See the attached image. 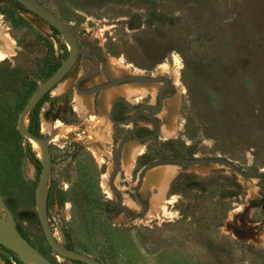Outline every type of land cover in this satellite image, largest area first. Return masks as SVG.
I'll return each mask as SVG.
<instances>
[{
    "label": "rangeland",
    "instance_id": "1",
    "mask_svg": "<svg viewBox=\"0 0 264 264\" xmlns=\"http://www.w3.org/2000/svg\"><path fill=\"white\" fill-rule=\"evenodd\" d=\"M41 1L78 29L80 43L100 60V74L109 56L122 58L128 69L122 76L166 75L171 85L164 99L180 92L178 134L166 138L161 128L140 140L145 149L132 173L120 167L116 177L123 198L137 202L142 168L162 158L226 157L245 171L264 173V0ZM0 20L9 38L3 43L5 58L0 56L1 217L13 218L54 264H82L60 256L45 236L36 203L43 145L18 128L21 112L62 67L70 47L57 29L17 0H0ZM87 62L94 64L80 55L58 82L72 77L70 88L60 95L47 92L26 116L27 127L50 138L52 171L44 202L57 240L106 264H264V239H252L264 231L263 174L245 177L222 163L199 173L191 169L194 164L173 162L181 168L160 212L130 218L103 210V201L119 197L105 174L115 163L120 139L129 129L146 135L157 123L141 125L148 119L144 115L112 121L113 140L106 144L111 154L102 158L96 141L110 109L99 107V92L90 93L83 109L75 107V92L84 93L73 85ZM90 79L83 88L90 87L85 86ZM149 99L130 102L137 106ZM132 113L120 103L115 116L124 120ZM62 123L71 130L53 139ZM140 191L149 205L152 194L144 197ZM141 211V206L132 210ZM19 259L0 241V264H21Z\"/></svg>",
    "mask_w": 264,
    "mask_h": 264
},
{
    "label": "water",
    "instance_id": "2",
    "mask_svg": "<svg viewBox=\"0 0 264 264\" xmlns=\"http://www.w3.org/2000/svg\"><path fill=\"white\" fill-rule=\"evenodd\" d=\"M23 5H25L28 9H30L33 13L40 16L42 19H44L46 22H48L50 25H52L54 28H56L65 38L66 42L68 43L70 47V53L65 61V63L58 69L52 77L48 80L46 85L43 89H41L26 105V107L23 109L19 116L18 120V128L21 134L39 141L43 145L44 150V159L42 162V170H41V176L39 183L37 185L36 190V203L38 208V213L40 216L41 225L43 227L45 236L51 246L58 252V254L62 257H65L70 260L79 261L85 264H106L100 259L73 249L69 247L63 246L56 238V235L54 233V230L51 226L48 210L46 207V204L44 202V197L42 190L45 187L49 175L52 171V153L50 150V138H44L39 135H37L35 132H33L29 127L25 125L26 116L39 104L41 99L45 96L47 92L52 90L59 82V79L63 76L64 72L71 69L80 54L85 55L89 59H91L94 62V66L91 67L89 70H86L82 75H80L74 84V88L81 93L84 94H90L94 92H100L101 90L117 85L123 82L132 81V80H140V81H151V82H162V85L157 93V102L156 104H149V103H143L140 105H133L128 99L120 97L113 101L109 118L114 123H126L127 121L135 120L136 116L139 117L141 115L146 116L149 120L157 123V128L146 135L140 136L136 129H130L128 130L123 137L120 139L118 148H117V154H116V160L114 163L113 170L110 173L109 178V185L110 187L115 191V193L119 196L118 199H106L103 205L104 211L109 216H116L119 211H123L125 215H127L130 218H138L144 216L149 209L148 203L144 202L141 196L139 195V190L143 185L144 176L146 172L162 163H188V164H197L201 162H217L228 165L230 168H232L234 171L239 173L240 175H243L245 177H257L260 175H264L263 172H248L244 169L238 167L232 160L226 157H169V158H162L152 161L151 163L145 165L140 173L139 178V184L137 188L136 193V199L137 203L141 206L142 211L140 213H133L130 207L125 205L124 198L120 190L115 185V178L120 171V167L122 164V156H123V150L124 145L128 138L130 136H134L135 138L141 140V141H147L154 137L155 135H158L161 132L162 127V120L158 118L156 115L159 114L162 109L164 108V94L166 90L170 87L171 82L170 78L166 75H160V76H147V75H127L122 77H117L102 83H98L92 87H89L87 89H83L81 87V83L83 81H86L87 79H90L91 77H94L96 75L100 74L101 71V63L98 57L90 50L89 48H85L79 41L77 37V31L78 29H75L71 27L66 21H64L58 14H56L54 11H52L49 7H47L41 0H17ZM123 102L124 105H126L131 111H133L132 115L128 119H124L121 121H118L114 119V108L117 102ZM150 110L151 112H148ZM108 206L115 207L113 211H108ZM12 222L13 230L12 231H0V241L9 249H11L13 252H15L24 262L27 264L23 254H26L34 263L36 264H54L46 255H44L39 249H37L29 240L28 238L19 231V229L16 227L15 220L13 218L10 219Z\"/></svg>",
    "mask_w": 264,
    "mask_h": 264
},
{
    "label": "bare ground",
    "instance_id": "3",
    "mask_svg": "<svg viewBox=\"0 0 264 264\" xmlns=\"http://www.w3.org/2000/svg\"><path fill=\"white\" fill-rule=\"evenodd\" d=\"M4 30H5L4 26L1 24V20H0V56H3L5 58L4 56L5 44L3 46V43H7L9 41V38L6 37V35L4 34ZM90 65H91L90 62L84 63L81 72L86 71L90 67ZM165 68L166 67L163 66V70ZM103 69L104 70H102V73L99 76L93 77L92 79L88 80L85 83V86L91 87L98 83L105 82L111 78L122 77V75L126 72L127 68L123 63L122 58L118 59L109 56L107 65ZM71 78L72 77L65 79L64 81H61L56 87L53 88V92L57 95H60L64 93L66 90H68L70 88ZM161 85L162 82L132 80L107 87L99 92V107L101 108L102 111L107 112L110 109V106L112 105L113 101L120 97L126 98L131 102H135L136 98L150 97L151 102L156 103L157 93ZM92 95L93 94H79L75 92V99H76L75 107L79 110L83 109L85 107V103L91 102ZM180 103H181L180 92L164 100V108L162 109V111L159 113L158 116L162 119L163 122L161 127L162 128L161 134L166 138H172L176 134H178L177 132L179 129L178 118L180 111L179 110ZM140 123H142L141 125L153 127L149 119L141 120ZM25 125H26V121H25ZM70 130H71L70 124L62 123L57 129L53 130L52 138L55 139L62 132H68ZM102 130H103L102 133L98 134L97 136L96 147L100 152V156L104 158L110 156L111 153L108 150L106 144H110L113 140V124H112V120L107 115H105L104 117L102 123ZM35 143L37 146L36 148L39 149V153L42 156L43 150L41 144L39 142H35ZM144 149H145L144 143H142L137 138L129 139L128 141H126L123 150V156H122L123 161L121 164V171L124 170L127 174H131L136 166L135 164L137 158L144 152ZM218 165L219 164L217 162H201L194 164L191 167V169L195 170L196 172L202 173L212 168H215ZM113 167H114L113 162H110L108 172L105 174V178L108 181L110 178V173L113 170ZM180 168L181 166L175 163H162L152 167L147 172L144 178V184L142 188H140L141 189L140 193L144 197H148L151 194L152 196L149 198V205H148L149 209L148 212L144 215V217L155 215L156 213L164 209L166 203L169 201L167 197V191ZM250 180L252 183H254L256 181V178H250ZM115 182H116V178H115ZM46 187L47 185H45V187L42 190L43 197L46 192ZM254 188L256 189V184L254 185ZM152 190H155L154 193L152 192ZM124 200H125L124 202L125 205L130 207L131 210L137 212L140 211V205L137 204V202L133 198H131L130 196H125ZM121 216L124 215L121 214ZM12 230H13V226L11 220L2 218L0 214V231H12ZM261 233L263 234L261 235ZM252 235H254L252 236L253 241H260L264 239V231L260 232V234L258 235L257 234L256 235L252 234ZM23 256L27 264H36L26 254H23ZM60 260L65 261L63 258H60Z\"/></svg>",
    "mask_w": 264,
    "mask_h": 264
},
{
    "label": "flooded vegetation",
    "instance_id": "4",
    "mask_svg": "<svg viewBox=\"0 0 264 264\" xmlns=\"http://www.w3.org/2000/svg\"><path fill=\"white\" fill-rule=\"evenodd\" d=\"M40 17V16H39ZM52 26V25H51ZM53 27V26H52ZM56 29V28H55ZM86 48V47H85ZM80 55H82V54H80ZM79 55V56H80ZM78 60V59H77ZM91 60V59H90ZM92 61V60H91ZM77 62V61H76ZM94 63V62H93ZM76 64V63H75ZM93 66H94V64H93ZM92 66V67H93ZM91 68V67H90ZM89 68V69H90ZM101 68V67H100ZM88 69V70H89ZM82 75V74H81ZM84 82V81H83ZM82 82V83H83ZM94 86V85H93ZM81 87H82V84H81ZM92 87V86H91ZM73 88H74V85H73ZM83 88V87H82ZM89 88V87H88ZM83 89H87V88H83ZM51 91V90H50ZM46 95V94H45ZM120 103H123V102H121V101H119V102H117L116 103V105H115V108H114V114H113V117H114V119H116V120H118V121H121V120H119L115 115H116V109L118 108V105L120 104ZM144 103H149V104H156V103H158L157 101H156V103H152L151 102V100L149 99V100H146ZM140 104H143V103H140ZM139 104V105H140ZM126 106V105H125ZM127 107V106H126ZM133 112V111H132ZM148 112H151L150 110H148ZM159 114H157L156 116L158 117V118H160L159 116H158ZM135 118H137V116L135 117ZM148 120V119H147ZM143 126H145V125H143ZM148 127V126H147ZM130 130V129H129ZM137 132H138V134H139V130H137ZM153 132V131H152ZM151 133V132H150ZM149 134V133H148ZM140 136H143V135H140Z\"/></svg>",
    "mask_w": 264,
    "mask_h": 264
},
{
    "label": "trees",
    "instance_id": "5",
    "mask_svg": "<svg viewBox=\"0 0 264 264\" xmlns=\"http://www.w3.org/2000/svg\"><path fill=\"white\" fill-rule=\"evenodd\" d=\"M38 135V134H37ZM104 202L105 201H103V205H104ZM104 210V209H103ZM102 259V258H101ZM19 261H20V263L21 264H25V262L22 260V259H19ZM104 262H105V260H103ZM76 262H79V261H76ZM80 263H82V262H80ZM82 264H85V263H82Z\"/></svg>",
    "mask_w": 264,
    "mask_h": 264
}]
</instances>
